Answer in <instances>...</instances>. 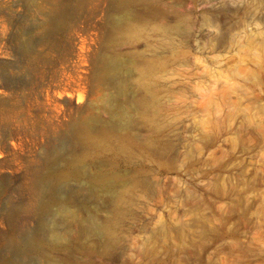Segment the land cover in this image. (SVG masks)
I'll return each instance as SVG.
<instances>
[{
    "label": "rangeland",
    "instance_id": "1",
    "mask_svg": "<svg viewBox=\"0 0 264 264\" xmlns=\"http://www.w3.org/2000/svg\"><path fill=\"white\" fill-rule=\"evenodd\" d=\"M71 6L89 134L2 159L0 264H264V0Z\"/></svg>",
    "mask_w": 264,
    "mask_h": 264
},
{
    "label": "bare ground",
    "instance_id": "2",
    "mask_svg": "<svg viewBox=\"0 0 264 264\" xmlns=\"http://www.w3.org/2000/svg\"><path fill=\"white\" fill-rule=\"evenodd\" d=\"M72 2L30 0L28 6L24 0H0V93L6 95L0 102V173L7 157L28 167L31 159L23 155L29 157L30 147L45 138L56 140L67 131L81 139L89 134L81 111L97 67L91 45L99 35L89 21L98 13L78 12ZM59 90L65 106L57 102Z\"/></svg>",
    "mask_w": 264,
    "mask_h": 264
}]
</instances>
